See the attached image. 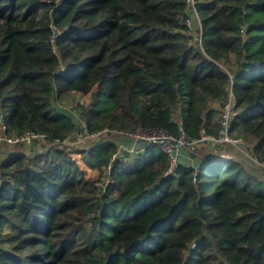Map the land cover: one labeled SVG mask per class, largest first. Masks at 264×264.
I'll use <instances>...</instances> for the list:
<instances>
[{"label": "trees", "instance_id": "trees-1", "mask_svg": "<svg viewBox=\"0 0 264 264\" xmlns=\"http://www.w3.org/2000/svg\"><path fill=\"white\" fill-rule=\"evenodd\" d=\"M185 1L0 0L5 132L49 141L0 159V264H264V181L241 162L209 153L165 175L157 149L108 172L116 146L99 143L74 152L98 170L87 180L53 144L78 118L90 133L178 139L181 118L189 140L217 135L230 89L232 135L264 162V0H195L200 40ZM69 93L88 102L65 109Z\"/></svg>", "mask_w": 264, "mask_h": 264}, {"label": "built area", "instance_id": "built-area-1", "mask_svg": "<svg viewBox=\"0 0 264 264\" xmlns=\"http://www.w3.org/2000/svg\"><path fill=\"white\" fill-rule=\"evenodd\" d=\"M185 11L188 14L187 19L185 20V25L188 28V33L191 34L195 40H200L198 28H199V17L198 13L195 9V0H186L185 1ZM52 39L59 36L60 31L56 29L55 27H52ZM235 99L233 97V94L231 90H228V96L225 102H223L219 109V130L217 135H211V134H201L199 138L189 140L185 136V133L183 131L182 127V121L181 118H177V124L179 126L180 130V136L178 139H175L172 135H170L168 132L164 130H143L138 129L136 132L128 133V132H122L118 130H110V129H101L95 132H88L86 123L78 118L77 124V130L74 134L78 133H85L89 137L93 139L100 140L98 143L106 144L109 142H112L116 146V151L112 154L110 158V163L107 165V171L109 172L110 166L114 161L118 162H125L126 159L123 157L122 153L128 152V146H130L132 149L134 148V152H138L135 150V145L138 143H142L143 145H146V148H152L153 146L160 147L159 145L164 144L165 149L162 150V152L165 154L166 159L168 161V169L165 172V175H169L173 173L179 162V152L177 151L178 148H183L187 151L188 156L192 154L194 149H196L199 145H204L208 148H214L217 147L218 149L221 146H231L236 148L238 151L243 153V150H241L242 141L239 138H236L232 135V121L234 117L236 116V110H235ZM115 138V139H114ZM64 142L66 141H55L53 144L59 145V146H65ZM7 144V145H28L31 146L33 144L43 143L45 145H48L49 141L47 140V136L43 133H34V132H24L21 135L17 136H9L5 132V126H4V117L3 114H0V145L1 144ZM119 143V144H117ZM35 147V146H34ZM119 147L121 151H119ZM145 148V150H147ZM0 150H2L0 148ZM68 150V149H67ZM71 152V151H70ZM75 152V151H74ZM130 153V152H128ZM27 157H32L33 153L32 151L28 153H24ZM121 154V155H120ZM126 157V155H124ZM219 157H221L220 154H218ZM224 158V157H221ZM225 159V158H224ZM186 164H193V163H186ZM262 171H259V174L264 176V162H260L259 164ZM110 180V179H108ZM106 183L108 181L106 180ZM194 247V243H192L191 248Z\"/></svg>", "mask_w": 264, "mask_h": 264}, {"label": "rangeland", "instance_id": "rangeland-1", "mask_svg": "<svg viewBox=\"0 0 264 264\" xmlns=\"http://www.w3.org/2000/svg\"><path fill=\"white\" fill-rule=\"evenodd\" d=\"M88 102V96H83L80 95L78 93H69L67 95L62 96L59 101L58 104L62 107H64L65 109H69V110H76L77 109V105H82V104H86ZM115 139V138H114ZM100 140L97 139H93L91 137H89L87 134L83 133H78V134H74L73 138L66 140V142H64L63 147H65L66 149H68L67 151H71L70 155L71 158L77 163L79 169L81 171H83L84 177L87 180H97L99 178V174L96 171V175L95 177H91L89 175V173H87V171L91 170L89 169L83 160V157L81 156V154L79 153H74V151H86L89 149H92L93 147H95L97 144H99ZM242 141V146H241V150H243V153H241L240 151H238L236 148L231 147V146H226L224 148V146H221L219 149L217 147H212V148H208L204 145H199L196 147V149H194V151L192 152L193 156L190 155L188 156V153L185 149L183 148H178V152H179V162L186 164V163H193L194 165L200 163V158H202L203 156H209V153H216V154H220L221 157H224L225 159H233L235 161H239L241 162L248 170H254L255 173L257 175L259 174V171L262 169L260 168L259 164L261 161H259L257 158H255L254 156L249 154V145ZM101 142V141H100ZM119 144V143H117ZM35 146V147H34ZM46 145L43 143H38V144H33L31 146L28 145H7L5 143L0 145V148L2 149L0 151V159H2L7 153L9 152H17V151H21L23 153H28L31 150L33 151V149H38L39 151L44 150L46 147ZM160 147L157 146H153L152 148H146V145H143L142 143H138L137 145H135V150L138 151L137 154H133L134 152V148L132 149L130 146H128V152L122 153L123 157L128 160L129 158H134L137 155H141L140 157L144 160H147L152 154H154L155 152H157V149L159 150H164L165 149V145L161 144L159 145ZM145 148L147 150H145ZM215 149V150H214ZM158 150V151H159ZM161 150V152H162ZM213 150V151H211ZM119 151H121L120 147H119ZM121 155V154H120ZM126 155V157L124 156ZM220 157V158H221ZM264 181V177L262 175H260ZM108 182V178L106 179Z\"/></svg>", "mask_w": 264, "mask_h": 264}, {"label": "crops", "instance_id": "crops-1", "mask_svg": "<svg viewBox=\"0 0 264 264\" xmlns=\"http://www.w3.org/2000/svg\"><path fill=\"white\" fill-rule=\"evenodd\" d=\"M93 170H97V169H93ZM97 172H98V170H97Z\"/></svg>", "mask_w": 264, "mask_h": 264}]
</instances>
